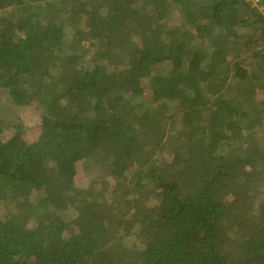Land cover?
<instances>
[{
    "label": "trees",
    "instance_id": "16d2710c",
    "mask_svg": "<svg viewBox=\"0 0 264 264\" xmlns=\"http://www.w3.org/2000/svg\"><path fill=\"white\" fill-rule=\"evenodd\" d=\"M0 127V264H264L247 0H0Z\"/></svg>",
    "mask_w": 264,
    "mask_h": 264
},
{
    "label": "rangeland",
    "instance_id": "374dc122",
    "mask_svg": "<svg viewBox=\"0 0 264 264\" xmlns=\"http://www.w3.org/2000/svg\"><path fill=\"white\" fill-rule=\"evenodd\" d=\"M177 17H174V14H171L168 19H176ZM171 21V20H170ZM2 95V101L3 103L5 104L6 108L5 110H9L11 111L12 110V113L14 114V116H16V114L18 116L21 117V120H23V123H24V130H26V137H27V140L30 141V142H33L35 140V133L33 134L32 133V128L37 126V124L39 123V120H38V113H37V110L35 109L34 106V109L30 108L29 106L23 104L20 100L17 99V101H12L11 103H7L6 104V101L8 100L7 97H6V93H3L1 94ZM7 99V100H6ZM10 105L13 107L11 108ZM7 121V120H6ZM29 129V130H28ZM0 130H5L4 127H0ZM6 132V131H5ZM4 132V133H5ZM9 134L6 132V135L5 136H8ZM95 166L94 165H88V166H84L83 165V168L81 169L83 172L80 173V176H78L80 178V180H78L77 182H80L82 181L81 183H79V185L81 184H84L83 182L84 181H87V180H92L93 178H96V177H102L103 174L101 175L100 172H95Z\"/></svg>",
    "mask_w": 264,
    "mask_h": 264
},
{
    "label": "built area",
    "instance_id": "2783aa9c",
    "mask_svg": "<svg viewBox=\"0 0 264 264\" xmlns=\"http://www.w3.org/2000/svg\"><path fill=\"white\" fill-rule=\"evenodd\" d=\"M253 7L257 8L258 11L264 15V2L263 0H247Z\"/></svg>",
    "mask_w": 264,
    "mask_h": 264
}]
</instances>
